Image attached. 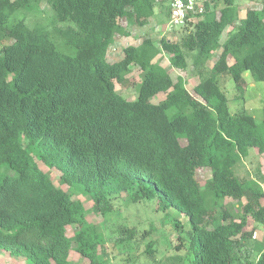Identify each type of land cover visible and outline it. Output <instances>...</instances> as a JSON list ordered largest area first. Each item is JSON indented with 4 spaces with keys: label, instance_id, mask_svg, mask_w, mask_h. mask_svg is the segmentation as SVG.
Wrapping results in <instances>:
<instances>
[{
    "label": "trees",
    "instance_id": "trees-1",
    "mask_svg": "<svg viewBox=\"0 0 264 264\" xmlns=\"http://www.w3.org/2000/svg\"><path fill=\"white\" fill-rule=\"evenodd\" d=\"M39 1L61 24L27 21L25 11ZM154 4L0 0V250L33 264H77L69 261L73 248L88 264H106L99 250L114 231L105 234L88 222L72 195L89 198L107 217L111 195L126 193L131 202L150 200L165 215L173 210L187 217L186 255L162 264H264V250L254 252L247 228L249 218L264 225V175L240 178L234 171L250 149L264 154V119L259 126L246 111L232 113L218 81L227 74L241 92L246 72L264 81V2L239 17L235 0H206L179 41L163 37L156 44L146 37L108 61L115 36L129 35L122 19L143 25ZM161 51L178 69L191 55L199 98L181 76L174 80L154 62ZM131 65L141 72L137 96L129 100L115 82ZM158 93L162 100H150ZM38 162L60 170L68 191ZM201 168L209 171L203 185L196 178ZM226 198L244 201L234 212ZM174 224L180 227L179 220ZM151 230L120 225L114 238L137 242ZM146 252L153 254L151 241Z\"/></svg>",
    "mask_w": 264,
    "mask_h": 264
},
{
    "label": "rangeland",
    "instance_id": "rangeland-1",
    "mask_svg": "<svg viewBox=\"0 0 264 264\" xmlns=\"http://www.w3.org/2000/svg\"><path fill=\"white\" fill-rule=\"evenodd\" d=\"M154 1V14L147 19L145 24L139 25L132 19H122V24L127 29L129 35L124 36L117 34L115 36L114 42L107 54L108 61L113 62L118 60L122 56V48L124 46L138 45L143 38L150 37L158 44V41L163 37L172 41H179L181 36H183L185 33L183 28L173 31H168L166 29L168 20V16L165 14L166 4L160 0ZM263 2L264 0H235L239 17H244L246 10L250 7L260 8ZM25 17L28 22L40 23L49 28L54 24H61L55 21L53 12L45 1L34 3L25 11ZM231 29L232 26L226 27L220 37L221 41L226 37L227 31ZM216 54L207 62L208 67L213 64L216 59ZM186 58L188 60V66L185 69L172 67L169 63V55L164 51H161V53L155 57L154 62L156 61L163 66L174 80L178 76H181L190 93L199 98L193 91V87L198 82L199 77L191 65V55H187ZM140 72L137 65H131L130 71L125 79L120 83L115 82L116 92L129 100L134 99L137 96ZM244 77L245 82L242 86V92L235 88L231 77L227 74L219 75L218 81L219 85L226 93L230 111L232 113L246 111L254 117L255 122L260 126L264 119V110L262 108L264 81H256L248 72L244 73ZM163 98L164 93H158L150 100L156 102ZM38 165L43 171H46L50 175L56 186L68 191L67 186L59 181L60 170L55 167L48 168L40 162H38ZM234 171L240 178L255 176L256 171L264 175V154L258 153L256 149H250L247 157L240 160L234 166ZM208 177L209 171L207 169L201 168L196 172V178L201 185L205 183ZM262 188L264 190V182H262ZM72 198L82 201L85 208V219L88 222L96 225L98 229L101 228L105 234H107L108 229L114 231L112 233L113 239L107 240L104 249L99 250L106 264H162L172 256H185L187 253V243H189L187 230H189L190 226L187 217L183 214L170 210L167 212V215H165V212L155 209L156 205L153 201L141 200L140 202H131L127 199L126 193H121L111 195L110 202L113 205V210L107 217H104L92 209V201L89 198L81 194H74ZM243 201L244 200L237 202L230 198H226L224 205L228 207L229 210L235 212L240 209V205ZM176 220L180 222V227L178 228L174 224ZM120 225H126L131 228L135 227L138 231L150 229V227H152V230L146 237H143L137 242L131 240L120 243L115 240L117 236V232L115 231ZM247 228L250 230L252 229V236L248 243L253 245L254 252L256 251V253H258L259 250H264V225H255L251 221V218H249ZM66 233L68 236H71L73 227L67 226ZM150 241L153 248L152 255H148L146 252L147 242ZM181 241H183L184 244L179 245ZM176 245H179L180 248H175ZM257 255L254 256V259ZM69 261L77 264H88V260L81 257L73 248L69 252ZM0 264L33 263H30L29 260L22 255H10L0 250Z\"/></svg>",
    "mask_w": 264,
    "mask_h": 264
},
{
    "label": "built area",
    "instance_id": "built-area-1",
    "mask_svg": "<svg viewBox=\"0 0 264 264\" xmlns=\"http://www.w3.org/2000/svg\"><path fill=\"white\" fill-rule=\"evenodd\" d=\"M166 4L168 20L166 29L173 31L183 28L187 23L196 20L205 10L206 0H160Z\"/></svg>",
    "mask_w": 264,
    "mask_h": 264
}]
</instances>
